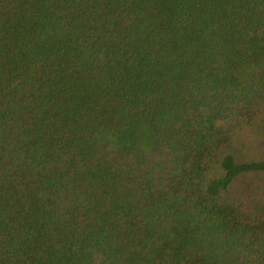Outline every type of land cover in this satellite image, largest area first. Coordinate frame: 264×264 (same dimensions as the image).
Returning <instances> with one entry per match:
<instances>
[{
	"label": "trees",
	"instance_id": "obj_1",
	"mask_svg": "<svg viewBox=\"0 0 264 264\" xmlns=\"http://www.w3.org/2000/svg\"><path fill=\"white\" fill-rule=\"evenodd\" d=\"M0 264H264V0H0Z\"/></svg>",
	"mask_w": 264,
	"mask_h": 264
},
{
	"label": "rangeland",
	"instance_id": "obj_2",
	"mask_svg": "<svg viewBox=\"0 0 264 264\" xmlns=\"http://www.w3.org/2000/svg\"><path fill=\"white\" fill-rule=\"evenodd\" d=\"M246 134L248 149L243 148L242 152L247 156H251L253 153H255L256 156L261 154V152L263 151L261 130L257 126H255L252 129H248ZM249 182L252 184H256V180H253L252 178L249 179Z\"/></svg>",
	"mask_w": 264,
	"mask_h": 264
}]
</instances>
